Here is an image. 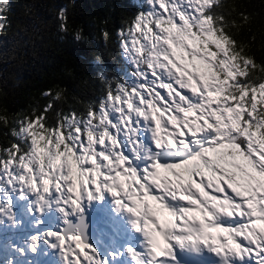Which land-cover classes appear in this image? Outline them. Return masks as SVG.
<instances>
[{
  "label": "snow or ice",
  "instance_id": "1",
  "mask_svg": "<svg viewBox=\"0 0 264 264\" xmlns=\"http://www.w3.org/2000/svg\"><path fill=\"white\" fill-rule=\"evenodd\" d=\"M143 2L118 33L133 71L102 74L98 105L52 123L63 89L30 114L0 99V129L16 141L0 148V264H185L206 253L264 264V60L255 35L237 38L252 14L228 0ZM12 7L0 0V33ZM58 19L72 30L67 8ZM101 207L116 213L107 245L92 233ZM6 230L23 235L5 254Z\"/></svg>",
  "mask_w": 264,
  "mask_h": 264
},
{
  "label": "trees",
  "instance_id": "2",
  "mask_svg": "<svg viewBox=\"0 0 264 264\" xmlns=\"http://www.w3.org/2000/svg\"><path fill=\"white\" fill-rule=\"evenodd\" d=\"M252 14L249 30L245 25L237 38L251 40L258 60H264V0H228ZM10 26L0 33V99L12 113L43 111L52 99L44 93L63 89V99L55 102L48 116L76 110L86 113L87 105H98L107 85L101 75L112 80L124 78L132 65L120 48L118 33L144 8L141 0H12ZM67 8L72 30H60L58 13ZM82 39L77 40L76 32ZM104 31L111 34L106 42ZM100 57L102 63H97ZM9 129H0V148L16 142Z\"/></svg>",
  "mask_w": 264,
  "mask_h": 264
},
{
  "label": "rangeland",
  "instance_id": "3",
  "mask_svg": "<svg viewBox=\"0 0 264 264\" xmlns=\"http://www.w3.org/2000/svg\"><path fill=\"white\" fill-rule=\"evenodd\" d=\"M141 1L143 2V0H141ZM143 4H144V2H143ZM145 9H146V5H144V8L142 9V11L145 10ZM129 78H131V77L129 76ZM161 174L162 175L166 174L167 176L171 175L167 170H164V169L161 170ZM100 210H102V207H101ZM98 212L101 213L100 211H98ZM95 226H96V224H95ZM103 234H104V230H102V229H100L98 231L95 230L94 233H93V237L95 239H98V241L100 242V238L99 237H101ZM20 235H23V233H13V232L8 231V230H6L4 232L2 239H3V244L5 246V254L7 252V244L9 242V240H16V239H18V237ZM39 259L41 261V264H52V262H49V260H47L48 257H41ZM55 264H57V262H55Z\"/></svg>",
  "mask_w": 264,
  "mask_h": 264
},
{
  "label": "bare ground",
  "instance_id": "4",
  "mask_svg": "<svg viewBox=\"0 0 264 264\" xmlns=\"http://www.w3.org/2000/svg\"><path fill=\"white\" fill-rule=\"evenodd\" d=\"M162 176H166V175H162ZM100 209H101V208H100ZM100 209L97 210V212L100 211L101 213H103V211L100 210ZM97 212H96V213H97ZM98 213H99V212H98ZM162 218H163V217H162ZM101 220L104 221V220H105V216H102V217H101ZM97 224H99V220L96 222V226H97ZM96 226H95V228H97ZM224 234L227 235V233H224ZM47 260H49V262H51V258H50V257H49ZM54 261H55V260H54Z\"/></svg>",
  "mask_w": 264,
  "mask_h": 264
}]
</instances>
